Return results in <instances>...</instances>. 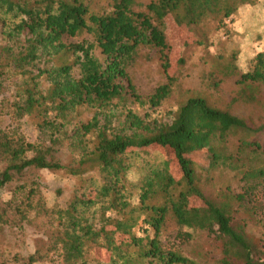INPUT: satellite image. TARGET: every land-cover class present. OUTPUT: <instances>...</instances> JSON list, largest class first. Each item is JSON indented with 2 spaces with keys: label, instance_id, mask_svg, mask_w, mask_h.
I'll return each instance as SVG.
<instances>
[{
  "label": "trees",
  "instance_id": "1",
  "mask_svg": "<svg viewBox=\"0 0 264 264\" xmlns=\"http://www.w3.org/2000/svg\"><path fill=\"white\" fill-rule=\"evenodd\" d=\"M235 1L243 0L229 3L225 16L236 9ZM219 2L148 0L138 5L137 0H0V96L5 81L15 76V93L8 100L10 116L32 118L39 133L32 142L17 131H0V189L31 169L71 176L99 170L96 179L84 176V182L95 186L94 197L88 194L91 188H82L64 207H49L39 200L34 204L31 195L38 185L34 182L25 188L24 202L0 204V223L20 226L32 213L39 218L40 237L25 264L43 258L57 264H189L187 257L159 239L170 211L179 227L198 228L222 239L220 264H264V255L257 256L243 225L234 226L228 203H215L199 184L203 174L225 165L239 170L242 178L264 175V167L247 169L237 158L240 148L258 151L260 144L241 137L235 153L220 147L238 130H256L199 96L187 98L169 121L119 106L127 96L145 102L127 72L143 46L158 50L166 77L147 103L157 106L169 95L175 77L170 71L166 16L173 14L176 23L190 26ZM84 33L92 40L66 41ZM239 83L249 89L264 83V51L251 59ZM118 107L123 120L116 127L111 118L116 117ZM81 108L92 110V115L78 120ZM62 145L74 150L71 161L63 162L58 156ZM157 149L164 153L166 170L153 171L154 176L140 188L137 204L132 205L123 182L128 167L125 158ZM156 188L165 192L164 204L149 202ZM173 188L177 190L172 195ZM242 197L237 195L239 200ZM95 204L101 211L98 224L94 222L96 209H91ZM105 211L114 216H105ZM138 220L152 227L153 236L132 232ZM190 237L187 231L175 235L178 244ZM92 249L105 250L108 260L100 259Z\"/></svg>",
  "mask_w": 264,
  "mask_h": 264
},
{
  "label": "rangeland",
  "instance_id": "2",
  "mask_svg": "<svg viewBox=\"0 0 264 264\" xmlns=\"http://www.w3.org/2000/svg\"><path fill=\"white\" fill-rule=\"evenodd\" d=\"M137 1L139 5L148 0ZM231 2L233 0H220L213 11H208L197 23L190 26L176 23L173 14H168L165 18V32L170 44V71L175 77L169 95L157 106L151 107L147 103V98L159 84L166 82V77L158 50L143 46L129 62L127 72L137 94L145 102H136L127 96L119 106L123 105V108L131 109L141 116L149 114L150 117L169 121L187 98L203 97L210 105L243 118L252 130H256L251 133L238 130L224 145L220 144L223 150L232 153L238 149L237 141L241 137L260 144L262 147L258 151L244 147L239 149L237 155L241 165L254 170L264 167V83H256L249 89L239 83V79L241 73L250 69L251 59L258 52L264 51V0L235 1L238 2L236 9L229 16H225L226 7ZM139 7L142 8L143 5ZM78 38L92 40L90 35L84 33L80 37L66 38V41L76 42ZM95 53L101 56L98 49ZM14 82L15 76L10 75L0 96V131H17L28 141L34 142L39 135L35 121L28 116L19 119L10 116L8 100L15 93ZM113 104H116V99ZM120 109L121 107L115 109L117 115L111 118L112 126L118 127L123 120ZM91 115L92 110L81 108L78 120H86ZM57 154L63 162H68L75 153L62 145ZM164 158V153L158 149L126 156L125 163L128 167L123 182L128 189L127 193L132 195V205L137 204L140 188L147 179L154 176L153 171L166 170L167 163ZM2 166L0 163V167ZM86 175L96 179L99 170L95 168L82 176L67 175L63 171L27 170L15 175L10 183L0 189V204H5L7 200L13 204L24 202V190L34 182L38 184L37 192L31 195L34 204L39 200L49 207H64L82 188H91L88 194L94 197L95 186L93 183L89 185L84 182ZM241 176L239 170L225 165L209 174H203L199 184L206 196L215 203H228L234 226L243 225L245 236L258 250L257 256H263L264 175L250 179ZM157 182L158 179H155V183ZM99 184L100 182L97 185ZM176 190L177 188H173L171 194H175ZM238 194L243 195L242 200L237 198ZM166 199L165 192L156 188L149 202L164 204ZM91 209H96L94 222L98 224L101 218L99 204L93 205ZM104 214L114 216L111 211H105ZM38 223L39 218H34L33 213L20 226L0 223V264H25V257L32 252L40 237V228L36 227ZM178 231L189 232L190 239L178 244L175 239ZM132 232L139 236H153L152 227L140 220L132 228ZM159 239L167 248L187 257L191 261L189 264H220L222 239L198 228L179 227L171 211L165 216ZM92 250L100 259L108 260L109 255L105 250ZM33 264L57 263L43 258ZM237 264L243 263L238 261Z\"/></svg>",
  "mask_w": 264,
  "mask_h": 264
}]
</instances>
